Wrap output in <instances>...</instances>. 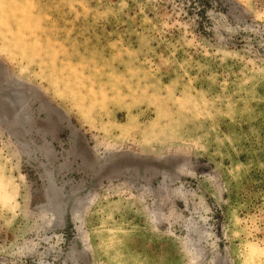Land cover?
<instances>
[{"label": "rangeland", "instance_id": "rangeland-1", "mask_svg": "<svg viewBox=\"0 0 264 264\" xmlns=\"http://www.w3.org/2000/svg\"><path fill=\"white\" fill-rule=\"evenodd\" d=\"M0 264H264V0H0Z\"/></svg>", "mask_w": 264, "mask_h": 264}, {"label": "trees", "instance_id": "trees-1", "mask_svg": "<svg viewBox=\"0 0 264 264\" xmlns=\"http://www.w3.org/2000/svg\"><path fill=\"white\" fill-rule=\"evenodd\" d=\"M202 13V12H201Z\"/></svg>", "mask_w": 264, "mask_h": 264}]
</instances>
